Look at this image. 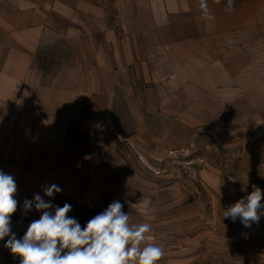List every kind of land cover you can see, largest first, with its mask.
I'll use <instances>...</instances> for the list:
<instances>
[{
    "label": "crops",
    "instance_id": "obj_1",
    "mask_svg": "<svg viewBox=\"0 0 264 264\" xmlns=\"http://www.w3.org/2000/svg\"><path fill=\"white\" fill-rule=\"evenodd\" d=\"M253 5L264 0H233L231 11L228 0H0V171L17 184L13 216H29L23 202L36 193L62 207L107 189L130 95L167 92L169 50L247 34ZM52 184L62 191L44 196Z\"/></svg>",
    "mask_w": 264,
    "mask_h": 264
},
{
    "label": "rangeland",
    "instance_id": "obj_2",
    "mask_svg": "<svg viewBox=\"0 0 264 264\" xmlns=\"http://www.w3.org/2000/svg\"><path fill=\"white\" fill-rule=\"evenodd\" d=\"M243 24V36L169 50L163 72L176 77L167 92L130 95L134 113L117 114L118 147L104 162L107 189L81 194L70 217L84 227L119 201L131 223L151 225L158 264H264V215L250 227L223 218L253 186L264 192V7ZM160 72L152 67V83ZM29 213L12 217H40Z\"/></svg>",
    "mask_w": 264,
    "mask_h": 264
},
{
    "label": "clouds",
    "instance_id": "obj_3",
    "mask_svg": "<svg viewBox=\"0 0 264 264\" xmlns=\"http://www.w3.org/2000/svg\"><path fill=\"white\" fill-rule=\"evenodd\" d=\"M233 0H228V10ZM201 7L207 11L206 3ZM44 196L53 197L62 189L56 185L42 186ZM17 184L14 177L0 171V240L20 264H158L164 255L161 246L148 243L149 223L134 224L119 201L92 217L84 227L68 213L72 205L54 206L39 193L23 202L24 214L30 210L41 212L33 220L22 238L11 230V217L17 211ZM264 192L253 186L250 194L224 211L223 218L240 219L245 227L258 223L264 215Z\"/></svg>",
    "mask_w": 264,
    "mask_h": 264
},
{
    "label": "built area",
    "instance_id": "obj_4",
    "mask_svg": "<svg viewBox=\"0 0 264 264\" xmlns=\"http://www.w3.org/2000/svg\"><path fill=\"white\" fill-rule=\"evenodd\" d=\"M33 220L30 219H24V218H15L11 217V230L14 232L17 236V238H22L25 234L28 225ZM8 237H5L4 240H0V257L3 256H14L6 247H4L5 242L7 241ZM19 258L18 256H14Z\"/></svg>",
    "mask_w": 264,
    "mask_h": 264
}]
</instances>
